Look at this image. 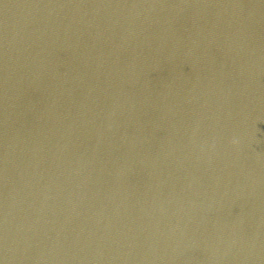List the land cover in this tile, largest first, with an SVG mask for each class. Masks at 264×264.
Segmentation results:
<instances>
[{
  "label": "water",
  "instance_id": "water-1",
  "mask_svg": "<svg viewBox=\"0 0 264 264\" xmlns=\"http://www.w3.org/2000/svg\"><path fill=\"white\" fill-rule=\"evenodd\" d=\"M0 264H264V0H0Z\"/></svg>",
  "mask_w": 264,
  "mask_h": 264
}]
</instances>
